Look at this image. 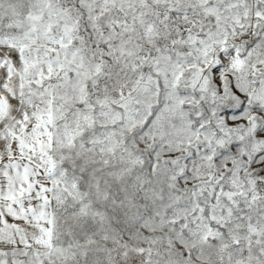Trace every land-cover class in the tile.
I'll return each mask as SVG.
<instances>
[{
    "label": "snow or ice",
    "instance_id": "6c2138e0",
    "mask_svg": "<svg viewBox=\"0 0 264 264\" xmlns=\"http://www.w3.org/2000/svg\"><path fill=\"white\" fill-rule=\"evenodd\" d=\"M0 264H264V0H0Z\"/></svg>",
    "mask_w": 264,
    "mask_h": 264
}]
</instances>
